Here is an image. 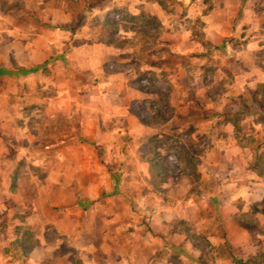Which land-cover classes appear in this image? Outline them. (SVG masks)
Segmentation results:
<instances>
[{
    "label": "rangeland",
    "instance_id": "1",
    "mask_svg": "<svg viewBox=\"0 0 264 264\" xmlns=\"http://www.w3.org/2000/svg\"><path fill=\"white\" fill-rule=\"evenodd\" d=\"M30 1L0 0V15ZM91 1L69 0L70 24L88 25L79 32L89 38L100 18L112 36L114 27L132 31L116 51L110 46L114 53L101 63L74 58L62 74L47 69L31 81L35 92L0 82L9 104L0 125V258L54 264L52 248L66 246L70 261L93 264L102 257L95 248L128 257L141 253L144 233L179 229L205 248L209 264L228 259L232 245L217 241L226 238L220 218L241 209L242 174L264 181L256 103L264 98V0H101L119 10L102 17ZM214 8L225 10L216 29L202 17ZM191 39L197 49L179 51ZM255 43L262 48L247 49ZM60 130L66 140H56ZM229 156L247 159V172H227ZM248 230L251 241L263 231Z\"/></svg>",
    "mask_w": 264,
    "mask_h": 264
},
{
    "label": "crops",
    "instance_id": "2",
    "mask_svg": "<svg viewBox=\"0 0 264 264\" xmlns=\"http://www.w3.org/2000/svg\"><path fill=\"white\" fill-rule=\"evenodd\" d=\"M31 1L32 3H30ZM31 1L28 4L22 2L20 5L14 4L8 8L4 7L5 10L0 15V82L11 78L17 80L19 83L18 94L25 92V86L33 88L30 92H35V89L38 88L37 86L34 88L35 83H31V81H34L37 76L43 77L47 69L51 72L58 69L62 74L63 71L69 69V64L74 58L77 61L90 59L101 63L107 58L106 53H114L113 51L111 52L110 46L114 47L113 49L115 50V46L120 43L119 39L126 37L125 33H132V31H124L122 27H117V29L114 27L112 29L116 33L112 36L108 31L111 26L100 18L92 23L93 27L99 30L97 36L93 38L82 37L83 34L79 30L87 28L88 25H76L74 27V25L70 24L72 23L70 22L72 18L70 19L69 0H60L58 3L57 0ZM99 1L92 0L90 2L91 6H89L94 10V15L98 14L102 17L104 14H119V10L115 11L113 5L108 6L107 4H101L103 1ZM155 7L156 12L159 13L160 7L158 5ZM140 8L144 13H149L147 6H140ZM224 12L225 10L221 8H214L202 17L209 27L216 29L224 22ZM261 26L262 24H260ZM120 32H123V34L121 35ZM187 42L188 44L177 45L179 51L197 49L198 44L193 39ZM70 44L75 46L73 47L74 50L70 49ZM247 47V49H257L262 48V44H247ZM85 49L88 50L85 51ZM252 52L253 54L257 53L256 50H252ZM26 81H29V84ZM4 88V85H0V97L5 96L6 90ZM55 99L59 101L61 97L56 96ZM22 104L20 102L12 103L11 107L18 109ZM7 105H9L8 102L6 104V102L0 100V125L3 124L4 109ZM55 106V109H62L63 103H56ZM94 132L95 129L88 130L87 133H84V137L88 138L94 134L96 135V132ZM59 133L56 140H66L69 136L61 130ZM70 136L75 137L78 135L72 134ZM229 158L230 160L224 162L227 172L231 173L238 166L245 171V166L248 164L247 159L244 158L240 162L232 156H229ZM209 164L211 165V162ZM245 175L246 173L242 174L241 180H239L240 183L235 186L236 195L244 201L241 209L237 207L232 210L231 214L220 218L226 238L217 237V241L221 243L228 241L232 245V255L217 264H237L233 261V257L236 260L242 258V260L246 261L250 255H256L258 237L264 238V212L260 211L256 214L258 224H260L263 231L262 233H255L257 237H253L252 241L250 240L251 238L249 239V230L239 226L234 221L236 214L241 211H247L249 202L261 201L264 198V181L258 177L256 180H250ZM253 177L256 176L254 175ZM232 185L228 184L226 187H234ZM163 233L158 234V237L149 231L144 233L141 238V253L132 250L128 257H119V253L112 248L108 250L101 247L95 248L94 252L99 249L98 253L102 254V257L100 259L97 258L93 264H202L198 259L200 250L194 246L185 233L179 229ZM233 246H238V248L235 249L236 247L233 248ZM73 255L74 251L70 255L69 248L66 246L53 247L50 252V257L55 260L58 259L56 262H60H55L54 264H86L84 260H77L76 257L74 262L70 261ZM78 257L83 259L79 252ZM36 263L40 264V262ZM0 264L10 263L0 258ZM12 264L17 263L12 262ZM242 264L254 263L247 261Z\"/></svg>",
    "mask_w": 264,
    "mask_h": 264
},
{
    "label": "trees",
    "instance_id": "3",
    "mask_svg": "<svg viewBox=\"0 0 264 264\" xmlns=\"http://www.w3.org/2000/svg\"><path fill=\"white\" fill-rule=\"evenodd\" d=\"M253 97V96H252ZM256 103L261 111H264V98L260 100H256ZM245 110V109H243ZM263 200L261 201H251L249 206V210L240 213L239 215L234 216V221L236 224H238L241 227L257 230L258 229V220L256 218V214L260 211H264V208L262 207ZM205 244H209L207 240H205ZM200 250V254L198 256L199 261L202 264H209V256L207 254V251L203 246H196ZM250 261L254 264H264V257L257 256V255H250L246 261L242 259H238L236 261L237 264H242L244 262Z\"/></svg>",
    "mask_w": 264,
    "mask_h": 264
}]
</instances>
